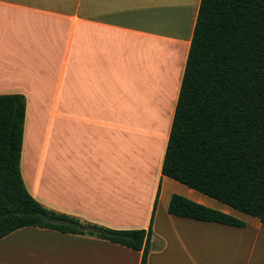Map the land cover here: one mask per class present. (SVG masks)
<instances>
[{
    "label": "crops",
    "instance_id": "obj_1",
    "mask_svg": "<svg viewBox=\"0 0 264 264\" xmlns=\"http://www.w3.org/2000/svg\"><path fill=\"white\" fill-rule=\"evenodd\" d=\"M200 4L0 0V95L26 98L21 172L46 208L117 230L153 219L147 264H264L257 217L162 174ZM174 194L245 226L171 215ZM141 260L142 251L49 229L0 240V264Z\"/></svg>",
    "mask_w": 264,
    "mask_h": 264
},
{
    "label": "trees",
    "instance_id": "obj_2",
    "mask_svg": "<svg viewBox=\"0 0 264 264\" xmlns=\"http://www.w3.org/2000/svg\"><path fill=\"white\" fill-rule=\"evenodd\" d=\"M25 120L26 98L0 95V240L23 228L49 229L142 251L147 264L153 219L148 229L105 228L29 193L21 172ZM162 174L264 224V0H201ZM168 211L245 226L177 194Z\"/></svg>",
    "mask_w": 264,
    "mask_h": 264
},
{
    "label": "rangeland",
    "instance_id": "obj_3",
    "mask_svg": "<svg viewBox=\"0 0 264 264\" xmlns=\"http://www.w3.org/2000/svg\"><path fill=\"white\" fill-rule=\"evenodd\" d=\"M17 241H14V243H16ZM14 243L12 244V245H14ZM17 245H20V243L19 242H17V244L16 245H14V246H17Z\"/></svg>",
    "mask_w": 264,
    "mask_h": 264
},
{
    "label": "bare ground",
    "instance_id": "obj_4",
    "mask_svg": "<svg viewBox=\"0 0 264 264\" xmlns=\"http://www.w3.org/2000/svg\"><path fill=\"white\" fill-rule=\"evenodd\" d=\"M192 12V11H191ZM190 14H192V13H190ZM194 22V21H193ZM194 24V23H193Z\"/></svg>",
    "mask_w": 264,
    "mask_h": 264
}]
</instances>
